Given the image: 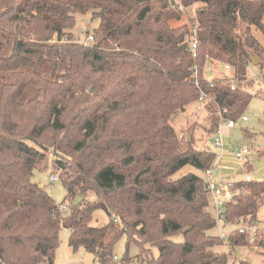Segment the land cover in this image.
<instances>
[{
	"label": "trees",
	"instance_id": "16d2710c",
	"mask_svg": "<svg viewBox=\"0 0 264 264\" xmlns=\"http://www.w3.org/2000/svg\"><path fill=\"white\" fill-rule=\"evenodd\" d=\"M193 3L195 16L171 25ZM87 11L99 24L79 41L71 29ZM252 28L264 36V0H0V264H52L61 228L102 264H116L123 234L148 264H226L229 252L215 246L250 244L243 227L257 220L264 179L233 182L221 226L242 228L224 242L211 233L204 175L217 156L173 120L201 92L212 96L213 134L217 111L242 115L248 66L264 65ZM213 61L229 65L234 89L206 75ZM186 164L199 174L172 178ZM48 165L67 189L60 204L32 180ZM97 209L109 219L92 226Z\"/></svg>",
	"mask_w": 264,
	"mask_h": 264
},
{
	"label": "rangeland",
	"instance_id": "374dc122",
	"mask_svg": "<svg viewBox=\"0 0 264 264\" xmlns=\"http://www.w3.org/2000/svg\"><path fill=\"white\" fill-rule=\"evenodd\" d=\"M199 6L198 3H193L183 9L182 18L172 19L170 21L171 25L176 26L186 22L188 18L192 19ZM98 24L99 18L93 17L91 11L77 13L71 31L74 34V38L83 41L86 35L83 30L91 33ZM252 33L258 37L264 46V36L254 28H252ZM211 70L213 71V76L217 75L224 78L230 75V71L224 68V64L217 61H213ZM247 73L252 78V86L248 89L252 97L242 113V115L246 116V120L242 121L240 117L235 119V125L231 128H227L221 124L220 136L224 141V146L214 145V135L205 127V125H208V115L205 111L198 113L196 112L195 106L188 105L185 111L181 113L179 111L173 120V125L181 137L184 138L191 131L194 145L197 148L210 147L215 152L217 156V161L214 165L215 180L219 183H229L230 186L233 185V182L247 177L264 179V153L262 154L264 150V65L260 67L253 63L248 66ZM244 147L248 149V153L245 159H238L236 157V151H241ZM223 149H225L224 153L222 152ZM245 161H248L251 165L250 169H247ZM239 169L243 171L238 172ZM51 171L50 165L46 169L34 170L32 180L42 184L56 203L60 204L67 194V189L61 180H50ZM188 172L199 174V170L192 165L186 164L178 169L172 175V178H178ZM256 216L257 220L254 226L259 230V235L254 243L214 247L216 251L224 248L226 252H229L226 264H234L240 261H246L250 264H264V201L258 206ZM108 219V214L103 209H97L93 212L91 225L101 226ZM240 224L229 223L220 228L216 226L211 233L216 235L219 232L228 234L238 229L241 226ZM180 238V235L174 237L177 240H180ZM67 240L68 230L61 228L59 232V244L56 248L52 264H102L92 253L84 248L73 250L68 245ZM259 241H262V244ZM152 251L154 254H157L155 248H152ZM138 253L139 249L137 244L134 241H129L126 244V236L123 234L114 244L113 259L116 264H148L145 258L138 257Z\"/></svg>",
	"mask_w": 264,
	"mask_h": 264
},
{
	"label": "built area",
	"instance_id": "2783aa9c",
	"mask_svg": "<svg viewBox=\"0 0 264 264\" xmlns=\"http://www.w3.org/2000/svg\"><path fill=\"white\" fill-rule=\"evenodd\" d=\"M84 33H86V36L84 38V41H89L92 39V35L91 33L89 34V32H87L86 30H83ZM191 33H192V42H191V49L192 51L195 49L196 47V43H197V39H196V30L195 28L191 29ZM224 68L229 70V65L224 64ZM210 67L207 66L206 70H209ZM207 72V71H206ZM207 75V73H206ZM193 81L195 83V85H198V80H197V70L194 66V73H193ZM223 79H225L227 82H229L231 89L235 88V78L234 76H232L231 74L229 76L224 77ZM212 101V96L207 95L204 92L200 93V96L198 97V99L195 101V109L196 112H203L206 109V105ZM217 115H218V128L216 130V133L214 135V139H213V143L215 146H223V140L220 136V126L221 124L226 126L227 128H231L235 125V120L231 119V118H224L222 116L221 111H217ZM240 119L242 121L246 120V116L241 115ZM248 153V149L247 148H243L241 151H236V157L238 159H245L246 154ZM216 162V161H215ZM215 162L212 164V166H210L208 169H206L204 171V175L206 178V186L207 189L209 190L212 200L215 204V216H216V221H217V226L220 227L222 225V212L224 210V206L226 205V203L232 198V186H230L229 183H219L215 180L214 178V165ZM58 177L55 173H51L50 174V180L55 181L57 180ZM60 210L63 211L65 210V206L62 205L60 207ZM242 227H239V229H241ZM243 229L249 234V239L248 242L254 243L257 240V236L256 231L257 229L255 228L254 225H244ZM218 235L223 239L224 242L227 241V234L223 233V232H219Z\"/></svg>",
	"mask_w": 264,
	"mask_h": 264
},
{
	"label": "crops",
	"instance_id": "0c3cea01",
	"mask_svg": "<svg viewBox=\"0 0 264 264\" xmlns=\"http://www.w3.org/2000/svg\"><path fill=\"white\" fill-rule=\"evenodd\" d=\"M207 72H208V74H207V76H212L213 75V71L211 70V68L209 69V70H207ZM206 72V73H207ZM217 76V75H216ZM190 105H193V106H195L194 105V103H192V104H190ZM187 107H185V109H186ZM185 109H184V111H185ZM182 111H180V113H181ZM213 135H215V134H213ZM223 140V139H222ZM225 144H224V141H223V146H224ZM227 151V150H226ZM222 152L224 153L225 152V149H223L222 150ZM216 161H217V158H216ZM243 170H241V169H239V171L238 172H242ZM215 178V177H214ZM210 196H211V194H210ZM210 206H209V210H210V212L212 213L213 212V214L215 215V204H214V202H213V200H212V197H210Z\"/></svg>",
	"mask_w": 264,
	"mask_h": 264
},
{
	"label": "water",
	"instance_id": "95a60500",
	"mask_svg": "<svg viewBox=\"0 0 264 264\" xmlns=\"http://www.w3.org/2000/svg\"><path fill=\"white\" fill-rule=\"evenodd\" d=\"M207 74H208V72H207ZM90 91H91V88H90ZM181 111L183 112L184 111V108L183 109H181ZM190 139V136L188 135V140ZM259 243L260 244H262V241H259ZM251 250H252V248H250Z\"/></svg>",
	"mask_w": 264,
	"mask_h": 264
}]
</instances>
